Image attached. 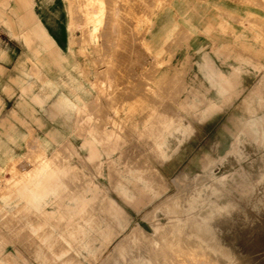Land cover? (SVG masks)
I'll return each instance as SVG.
<instances>
[{
    "label": "rangeland",
    "instance_id": "1",
    "mask_svg": "<svg viewBox=\"0 0 264 264\" xmlns=\"http://www.w3.org/2000/svg\"><path fill=\"white\" fill-rule=\"evenodd\" d=\"M0 49V264H134L188 183L217 191L237 264H264V229L242 247L227 227L264 182V0H0ZM238 65L240 92L216 95L212 66ZM47 158L33 184L12 170ZM189 247H162L159 264L216 261Z\"/></svg>",
    "mask_w": 264,
    "mask_h": 264
},
{
    "label": "bare ground",
    "instance_id": "2",
    "mask_svg": "<svg viewBox=\"0 0 264 264\" xmlns=\"http://www.w3.org/2000/svg\"><path fill=\"white\" fill-rule=\"evenodd\" d=\"M261 82H262V80H261ZM261 89H262V87H261ZM52 159H54V158H52ZM42 163H41L42 165H40L38 168L35 167V170H33V172L30 170L29 164H25V166H21L20 168H22V169H20V170L14 166V169H12V170L15 171V173H18L20 175L19 176L20 180L26 179L27 181H29L33 184V183L41 180L42 178L46 177V175L51 171V169L53 167L52 166V160L49 158L45 159ZM29 182H27V183H29ZM188 184H189L188 186H185L187 189L184 187L186 189V193H185V196L181 200L178 198L172 199L175 203L174 204L175 209L174 210L169 209L170 215L172 216L171 222H170L171 226L169 225L170 228H168V230H166L165 232H163V230H157L155 232V234L153 236H151L152 239L150 241H148V240L144 241L145 245H143L142 250H138V252H135L134 250H132L130 252V255L125 256V262L126 263L159 264V262H161L160 256H162V255H160L159 251L161 250L162 247L164 248V247L169 246L175 252L178 250V248H180V249H181V247L186 248V247H189L190 244H192V245H196L195 247H198L199 249H203L202 252L208 250V251H212L213 253H215L217 258H214V259L216 261L210 260L211 263H214V264H237L238 260L235 256L234 251L229 248L228 244L225 243L226 240H224V238L222 237L221 232H220V230H222L224 232L225 220L223 218L225 216V213L223 210H219V207H217V206H222L224 204L218 200L217 191L214 188L209 187L207 185L195 186L192 183H188ZM22 185H24V184H22ZM181 188H182V186H181ZM263 190H264V182H262V185H260L258 188H256V190H255L257 193L256 197L252 198V200H248L247 208L244 209L243 208L244 206L242 205L243 209L239 208L236 210V216H237L238 221L236 223L234 222V223L227 226L229 229L228 232L231 233L232 238H234V237H236L238 239L240 238L241 242H239V245H241L242 247H243V244L245 241L241 239V235L244 234L246 236H249L252 239L255 237V235H257L259 232H261L264 229V192H263ZM179 191L181 192V190H179ZM183 192H184V190H183ZM219 217L220 218L223 217V218L220 219ZM74 229L71 228V229H69V233H62L60 236L61 237L66 236V235L67 236H73V235L83 236L84 234L88 236V234L82 233L84 230L83 228L82 229L79 228L76 231ZM119 229H120V227H119ZM139 229H141V228L137 227L132 232V234L128 235L124 240H122L120 242L118 248L115 251L119 252V251L125 250L126 246L131 245L129 243H132V242L136 243L137 241L135 242V240H136L135 233ZM118 235H119V233H118ZM143 235L145 237H147L146 233H143ZM81 241H80V243H83V241L82 242ZM54 245H56V243H54ZM148 246H152L153 249H149ZM146 248H148V249H146ZM171 248L165 249V251L163 250L166 253V255H165V256H167L166 258H168V256L171 255L170 253L172 251H168V250H171ZM190 248L191 247H189L187 249H190ZM195 249L193 248V251H191V252L194 253ZM199 249H196L197 253H198ZM182 251H185V249ZM164 252H163V254H165ZM131 253H137V254H131ZM138 253H140V254H138ZM177 253H179V255H180V252H177ZM181 253H184V252H181ZM186 253L189 254L190 252H186ZM154 254H156V255H154ZM174 254H176V253H174ZM174 254L171 255V258L173 260V264H178V262H179L178 260H180V259H177L176 256H178V257H180V256L177 254L176 255H174ZM194 254L191 257H194L195 256ZM207 254H209V253H207ZM58 255H59V253H58ZM197 255H199V254H197ZM204 255L206 256V253ZM204 255L200 254L199 256L203 257ZM215 255L213 254L212 256L215 257ZM199 256L198 257L195 256V257H197L198 259H201ZM208 257H210V254L208 255ZM166 258H165V260H166ZM197 258H195V259L197 260ZM185 259L186 258H184L182 260H185ZM207 259L208 258H206V260ZM57 260H58V258H57ZM191 260H193V258ZM206 260L205 259L203 261L197 260L199 263L194 262L193 264H195V263L196 264H206ZM167 261H168V259H167ZM190 261H187V262H189L188 264H192L191 262H193L194 260L191 262ZM204 261H205V263H203ZM169 262H170V260H169ZM208 262H209V259H208ZM113 263H114L113 259L109 258L108 260L106 259V261L103 262L102 264H113ZM168 264H172V262H170ZM180 264H181V262H180ZM182 264H186V263L182 262Z\"/></svg>",
    "mask_w": 264,
    "mask_h": 264
},
{
    "label": "crops",
    "instance_id": "3",
    "mask_svg": "<svg viewBox=\"0 0 264 264\" xmlns=\"http://www.w3.org/2000/svg\"><path fill=\"white\" fill-rule=\"evenodd\" d=\"M207 24L211 26L212 32H213L214 27L218 26L217 20L215 18L212 19V20H209V22ZM37 25H38V31L40 32V36L57 49L58 56H60V57H69V58L72 56V53H70V50L72 49V46H71V40L72 39L71 38H69L67 47L63 48L58 43L56 38L52 35L49 27L46 25V23L44 21V18L42 16V14H40V13L37 14ZM208 29H210V27ZM231 44L232 45H237L238 42L236 40H232ZM239 44L251 45V46H254V44L256 45V43L248 44L246 42H242V43H239ZM3 55H4V52H3V50L0 49V56H3ZM23 61H24V58L22 57L21 58V62H23ZM245 68H246V66H243V65L232 66L231 70H229L228 72H225L223 70H220V69L216 68L215 66H212V71L208 74V76L211 79L212 85L215 87L214 91L216 92V95H223V94H229V93L232 94L234 92L235 93H239L240 92V89H239V78L243 77L244 74H241V71L245 70ZM22 103H23V100L21 99L19 101V106ZM211 103L212 104L210 105V107L211 108H215L216 104L223 103V105H224L225 104V100H224V97L221 96L219 99L213 98ZM71 105H72V101L70 99V104L68 105L69 107H64V105H62V106L64 108H66V109H69V108H71ZM183 132H184V128H182V130H181L182 134H183ZM182 134L177 133V139H176L177 141H181V139L183 137H180L179 135L182 136ZM43 142L49 143L47 140H43ZM15 155L17 156L16 153L15 154L13 153L12 155L8 154L5 157H7V156L14 157ZM25 164H29V163L22 159V160L16 161L14 166L17 167V169L20 170V169H22L20 167L21 166H25ZM183 172H184V170H183ZM118 221L120 222V219H118ZM123 221H125V218L123 219Z\"/></svg>",
    "mask_w": 264,
    "mask_h": 264
}]
</instances>
